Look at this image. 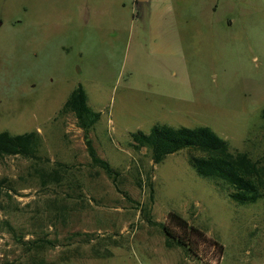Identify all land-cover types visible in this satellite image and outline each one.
<instances>
[{"label":"rangeland","instance_id":"obj_1","mask_svg":"<svg viewBox=\"0 0 264 264\" xmlns=\"http://www.w3.org/2000/svg\"><path fill=\"white\" fill-rule=\"evenodd\" d=\"M78 85L115 184L59 113ZM263 106L264 0H0V131L39 136L37 157L0 158V264L261 261L264 200L234 203L186 149L154 164L129 133L207 126L264 164ZM146 213H175L205 242L165 248Z\"/></svg>","mask_w":264,"mask_h":264},{"label":"trees","instance_id":"obj_2","mask_svg":"<svg viewBox=\"0 0 264 264\" xmlns=\"http://www.w3.org/2000/svg\"><path fill=\"white\" fill-rule=\"evenodd\" d=\"M65 112L73 115L76 126L82 132L90 165L100 169L115 184L116 171L96 154L88 137V132L98 118V112L87 106L86 95L81 86L74 87L60 106L59 113ZM259 116L264 123V106L260 109ZM129 136L133 147L148 150L154 164L167 154L186 149L187 160L194 173L201 178L221 182L227 197L238 205L248 206L264 200V164L252 160L243 152L230 149L228 143L207 126L173 127L154 124L147 133L135 130ZM38 146L39 136L34 130L17 134L0 131V158L7 155L35 158ZM5 183V179H0V187ZM147 214L146 224L155 225L161 230L165 248L177 247L187 255H195L193 238L205 242L198 229L175 213H168L165 223H154ZM170 227L178 232H172Z\"/></svg>","mask_w":264,"mask_h":264},{"label":"crops","instance_id":"obj_3","mask_svg":"<svg viewBox=\"0 0 264 264\" xmlns=\"http://www.w3.org/2000/svg\"><path fill=\"white\" fill-rule=\"evenodd\" d=\"M138 1V0H137ZM146 0H141L140 2H145ZM255 264H264V258L261 259V261H256L254 262ZM253 262H251V264H254Z\"/></svg>","mask_w":264,"mask_h":264},{"label":"water","instance_id":"obj_4","mask_svg":"<svg viewBox=\"0 0 264 264\" xmlns=\"http://www.w3.org/2000/svg\"><path fill=\"white\" fill-rule=\"evenodd\" d=\"M138 1H141V0H138Z\"/></svg>","mask_w":264,"mask_h":264}]
</instances>
